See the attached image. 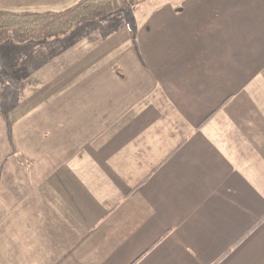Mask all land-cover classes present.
<instances>
[{
    "label": "crops",
    "instance_id": "1",
    "mask_svg": "<svg viewBox=\"0 0 264 264\" xmlns=\"http://www.w3.org/2000/svg\"><path fill=\"white\" fill-rule=\"evenodd\" d=\"M151 1L0 43V264H264V0Z\"/></svg>",
    "mask_w": 264,
    "mask_h": 264
},
{
    "label": "trees",
    "instance_id": "2",
    "mask_svg": "<svg viewBox=\"0 0 264 264\" xmlns=\"http://www.w3.org/2000/svg\"><path fill=\"white\" fill-rule=\"evenodd\" d=\"M144 0H79L59 10L0 12V43H26L65 37L77 28L118 12H130Z\"/></svg>",
    "mask_w": 264,
    "mask_h": 264
},
{
    "label": "rangeland",
    "instance_id": "3",
    "mask_svg": "<svg viewBox=\"0 0 264 264\" xmlns=\"http://www.w3.org/2000/svg\"><path fill=\"white\" fill-rule=\"evenodd\" d=\"M79 0H72L73 3H77ZM151 0H144L140 3V5L138 6L139 8H136L137 10L139 9H144L147 8L149 5H151ZM6 4L5 2L0 1V12L4 9V5ZM67 3H58L57 5L53 6L52 9H47V10H54V11H59L62 10L64 8V6ZM36 7H32V11H44L46 9L43 10V8H39V10H36ZM135 9V8H134ZM133 9V10H134ZM135 9V10H136ZM10 10H13L12 8H10ZM20 10V9H17ZM137 13H140V11H138ZM134 17V16H132ZM133 19V18H132ZM52 40V39H51ZM13 42V41H12ZM30 42H34V41H30ZM37 42H41V41H37ZM16 43V42H14ZM22 44V43H19ZM21 47V46H20ZM0 48L6 49L5 46H1ZM8 50V49H6ZM4 53H6L4 51ZM0 67V76L4 77L3 74V70ZM1 79V78H0ZM6 80H4L3 82H5ZM1 83V81H0ZM1 86H3V90L0 87V92H3L5 90V88H7V86L5 84H2ZM15 96L18 97L17 95H20V99H22V94H21V90L19 88L15 89ZM11 94V93H9ZM7 93H0V217H5L6 213H7V207L8 203H9V199L12 198L14 195H12L13 193H17V192H12V194L10 195L9 193H7V189H8V185L12 184L15 181H18L17 177L19 178V176L22 174V170H16L17 173H12L14 167H18L19 169H22L26 163L25 160L19 156V153L16 151L13 153V142L12 139L10 137L9 134V124H8V119H7V113H11V109L6 110V105H7V97L8 95ZM7 95V96H6ZM13 96V95H11ZM10 97V95H9ZM6 98V100H5ZM19 99V100H20ZM14 105H17L16 103ZM6 110V111H5ZM1 112L3 114H5V116L1 115ZM17 112V111H14ZM15 171V172H16ZM13 177H15V181L13 180ZM5 215V216H4Z\"/></svg>",
    "mask_w": 264,
    "mask_h": 264
}]
</instances>
